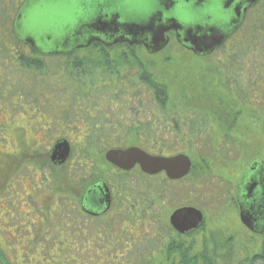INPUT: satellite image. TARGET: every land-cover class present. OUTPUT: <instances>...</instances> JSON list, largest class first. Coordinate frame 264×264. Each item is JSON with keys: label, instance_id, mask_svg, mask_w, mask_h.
Here are the masks:
<instances>
[{"label": "rangeland", "instance_id": "obj_1", "mask_svg": "<svg viewBox=\"0 0 264 264\" xmlns=\"http://www.w3.org/2000/svg\"><path fill=\"white\" fill-rule=\"evenodd\" d=\"M13 3L18 4V0H0L5 15ZM5 31L0 26V50L6 51V56L0 57V249L6 264H169L164 261L169 240H163L166 234L159 236L163 231L156 232L145 224L138 230L141 221L110 224L105 217L92 219L78 210L74 197L83 193L84 186L76 185L75 178L81 173L74 168L83 145L76 134L68 137L63 132L73 127L81 140L90 133V126L78 123L77 117L83 115L76 116L77 110H83L77 107L79 102L71 108L72 123L62 120L58 112L53 114L54 108L48 112L55 104L60 110L71 95V91L62 94L58 86L44 85L60 83L54 75L58 65L49 63L52 68L45 76L30 80L32 74L14 66L18 63L12 44L3 38ZM178 53L172 47L155 60L145 57L144 63L155 64L156 75L168 85L173 110L204 115L211 129L188 150L196 165L195 177L171 186L168 204L159 202L157 206L163 214L153 215L166 216L177 204L200 208L205 212L202 230L183 239L198 248L203 242L216 250L217 245L223 246L220 255L226 257L220 263H235L253 255L262 243L242 224L232 200L234 184L243 169L255 158L264 159V111L253 102L246 104L238 99L223 79L226 69L218 63L233 53L232 49L221 48L204 60ZM94 99L99 96L90 102ZM104 100L101 106L106 104ZM87 107L96 112L97 107ZM61 134L71 142L73 156L69 163L57 166L50 154ZM92 152L97 159L105 151L99 148ZM134 176L132 179L138 181ZM197 177L200 180L192 183ZM127 204L122 212L134 211ZM153 215L144 214V218L149 220ZM0 264H4L2 259Z\"/></svg>", "mask_w": 264, "mask_h": 264}, {"label": "flooded vegetation", "instance_id": "obj_2", "mask_svg": "<svg viewBox=\"0 0 264 264\" xmlns=\"http://www.w3.org/2000/svg\"><path fill=\"white\" fill-rule=\"evenodd\" d=\"M189 1L196 2V0ZM260 1L261 0H259V2L255 6L246 9L242 25L236 31L230 34L225 44L234 34H236L242 28V26L247 20L249 12L253 8H255L260 3ZM166 36L169 38L168 47L164 49L161 53L155 55L150 54L147 48L144 46L142 38L143 36L141 38L128 37L127 35H124L122 33L108 35L107 37H105V39H93L89 43V46L79 47L70 54L55 55L67 56L75 55L77 53H93V51H96L99 53H105L110 55L118 53L120 57L123 56V58L126 54H132L134 55L133 59L135 60H138L139 58L141 59V55L145 54V57H147V59L155 60L158 56H161L163 53H166V51L171 50L172 47H175L176 50L179 51L178 54H187L190 58H194L195 60H204L205 58L210 57L214 53L218 52L225 45L224 44L223 46H221L212 54L203 57L195 54L192 50L188 49L183 43H181L178 37V33L176 31H169L166 33ZM106 69H113V72H109L108 74H102L100 72V77L98 79L99 85H97V88L103 91L104 95L102 99H106V104L104 106H101L103 109L101 111L102 116L104 119H106V121H103L105 122L103 129L106 128L107 130H112L114 131V133L118 134L126 133L127 131H130L132 129V131H136V133L141 135H179V137L177 138L179 141L175 144V148L173 144H165L156 147L159 150H162L161 152L155 151L153 149V145L138 144L133 146H119L109 148L103 153L101 157L99 156V158L97 159L95 157L94 152H91L88 156L84 155L83 153L79 154V156H76L74 169L75 171L78 169V171L81 173V177L77 176L78 179L75 178V183L76 185L80 183L84 186L83 193L79 197H74V201H78V210H80L82 214L89 216L92 219L105 217L108 219V221L110 220V224L114 222L115 225L121 222L127 224L131 223L130 221H134L135 223L141 221V223L143 224L141 228H138V230H143L144 224L149 225L153 227L156 232L163 231V233H161L159 236H161L162 234H166L165 237L162 238L163 240L167 239V242L168 240L172 241V238H175L179 235L182 236V238H189V236H191L192 234L199 233V231L202 230L205 224V212L194 205H190L189 203L177 204L173 210V207H170L172 212L170 210L169 212L165 213L166 216L163 217H156V215L153 214H163L162 212L158 211L157 206L159 202H166V204H168L167 195L169 194L168 190H170L171 186L184 181L186 182V180L190 181V179L195 177L194 173L196 172V165L194 163V160L190 156L191 153H189L190 141L188 135L192 133L195 128H197L198 132L200 131L201 133H203V131H205L207 132V134H209V131L211 129L209 119L205 118L204 115H198L195 112L171 111L169 115L171 117L166 120L162 117L164 115L155 109H152L150 111H142L136 116L126 115L124 113V110L126 106L125 103L127 101L136 102L137 100H141L144 103H156L157 97L155 94V90L153 88H150L148 85L143 84L141 78H139V76H141L142 74L146 75V73L149 76H151V74L157 76L155 64L136 62L131 63L130 65H126L125 63L119 62L109 64L108 67L106 66ZM130 81H132L133 83H131ZM134 83L135 87L133 88ZM152 83H155V85L157 84L163 86L161 83L158 82L157 78H155L154 82ZM87 88L88 92H91L92 90L94 91L95 89L97 90V88H92L91 85H88ZM96 96L97 95L93 97ZM89 98L90 97H88V99ZM106 105L108 106L106 107ZM82 109L85 110L84 107H82ZM197 116H202V118L205 119V126H203V122L201 120L197 119ZM196 121L200 124V126L193 125ZM83 123H85V126H90L89 131L91 133L94 128V126L92 125V121ZM95 128L98 127L95 126ZM75 131L78 130L73 127H68L67 134L73 135V132ZM60 140H67L71 145L69 139H67L66 137L59 136L53 143V147L55 143ZM204 144L206 143H202L201 145L203 146ZM171 146L174 150L170 149ZM53 147L51 148V150L53 149ZM130 147H137L153 157L171 158L177 155H187L192 161L191 170L186 176L178 179H173L169 177L168 173L165 170L160 171L158 173H147L143 170L140 164H136L132 169L126 170L106 160V153L109 150L127 149ZM187 153H189L190 155ZM71 156H73L72 147L70 157L65 164L69 163ZM134 175H136L138 181L132 179L131 176ZM200 178L201 177H197L192 183L199 181ZM253 183L255 184L253 185ZM234 191L235 192L234 199L232 200V207H234L235 210L239 211V217L240 212L242 210V197L246 198V203L250 206H253L255 204L259 207H264L263 158L258 157L253 159L246 166V168L243 169L241 175L234 184ZM165 197L166 199H164ZM127 202V205L130 206L129 208L133 209L135 212H122V207ZM185 208H195L201 211L204 216V221L198 229L187 234H180L171 224V217L175 212ZM153 211H155V213ZM133 213L136 214L133 215ZM144 214L153 215V217H155H151L149 220H146V218H144ZM257 218V222L259 223L255 226L254 230L247 228L241 221V217L240 221L252 235L259 236L262 240L264 238V225L260 224V220L264 221V211L261 213V218ZM259 224L262 226H260Z\"/></svg>", "mask_w": 264, "mask_h": 264}, {"label": "water", "instance_id": "obj_3", "mask_svg": "<svg viewBox=\"0 0 264 264\" xmlns=\"http://www.w3.org/2000/svg\"><path fill=\"white\" fill-rule=\"evenodd\" d=\"M259 0H28L16 21L17 37L40 55L70 54L89 46L93 39L122 33L143 38L150 54H159L169 45L166 33L176 31L188 49L206 57L223 46L243 23L246 9ZM67 140L55 143L50 158L55 165L69 159ZM106 160L130 170L140 164L147 173L165 170L170 178L186 176L192 167L187 155L153 157L137 147L112 149ZM255 183H253L254 185ZM241 198V197H240ZM243 224L254 230L264 207L250 206L241 198ZM203 213L195 208L175 212L171 224L180 234L198 229ZM264 225V221L260 220ZM259 224V225H260ZM260 225V226H262Z\"/></svg>", "mask_w": 264, "mask_h": 264}, {"label": "trees", "instance_id": "obj_4", "mask_svg": "<svg viewBox=\"0 0 264 264\" xmlns=\"http://www.w3.org/2000/svg\"><path fill=\"white\" fill-rule=\"evenodd\" d=\"M27 1L28 0H18V4L13 3L12 5H9L8 15L3 13V5H0V14H2L0 15V26L6 29V31L3 33L5 34V36H3L5 42L8 41L13 46L12 53L16 62L18 63V66H14L29 72L33 75V78L30 80H35L37 78L41 79V77L45 76L49 68H52L50 64L56 63L58 65V70L56 69L58 72L54 75L56 76L55 79H57V81L60 83L56 82V84L52 83V85H44L51 87L53 85L56 87L58 86L57 88L62 94H67L71 91V95H69V98L60 110H57L55 104L48 110V112L54 108L56 111H54L53 114L58 112L61 114L62 120L72 123L74 111L71 110V108H73L76 104H78L77 102H79L77 107L82 108V105L85 104L84 108L86 111L84 109V111H81V109L77 110L76 116L83 112L82 116L77 117L80 120L78 123L83 125L85 123L81 122L92 121L94 124L99 121H106V119L103 118L101 112L103 109L97 108L96 112L94 111L92 114L90 109L87 107L88 105H91L92 108L98 106L102 108L100 103L104 94L102 90L100 91V89L97 88V85H99V78L96 75L97 72L99 71L102 74L113 72V69H106V66L108 67L109 64L113 63L121 62L125 63L126 65L136 62L144 63L145 54L141 55V59L139 58L138 60L133 59L134 55L132 54H126L123 58V56L120 57L118 53L110 55L96 51H93V53H77L75 55L67 56L40 55L30 44L22 42L17 37L15 30L18 15L22 6H24ZM229 44H231V47L227 48ZM1 48L4 49L2 46ZM222 48L232 49L233 51V53H229L225 60L221 58V62L218 63L220 64V68L224 66L226 69L223 70V72H225L223 79L226 80L230 85L231 92L244 103L251 104V102H253L261 106L264 111V0H261L260 3L249 12L245 24L229 39V41ZM3 55L6 56V51L4 52V50H0V57H3ZM52 60L57 61L52 62ZM139 78H141L143 84H146L155 90L157 97L156 103H144L141 100H137L136 102L127 101L125 103L126 106L124 113L126 115L136 116L142 111H150L155 109L164 115L162 116L164 119L168 120L171 117L169 116L170 112H175L177 110H173V108L170 107L172 100L170 99L168 85L166 82L163 79L158 78V76L152 74L149 76L147 73L146 75L142 74L139 76ZM155 78H157L158 82L164 87L152 83L154 82ZM130 82L133 83L132 81ZM88 85H91L94 89L97 88V90L95 89L94 91L92 90L91 92H88ZM134 85L135 83L133 84V88L135 87ZM95 95L99 96V99H94L95 102L91 103L90 100ZM88 97L90 98L88 99ZM252 97H254L253 101L251 100ZM44 118L46 121L50 119L49 115ZM197 119L203 122V126L206 125L204 123L205 119L202 118V116H197ZM52 123L53 120L48 124L51 125ZM193 125L200 126L197 121ZM63 133L69 136L67 132ZM75 134L78 137V142L83 145L82 153L86 156L90 155L93 149L100 148L101 151L102 149L107 151L109 148L119 146H133L138 144L153 145V149L155 151L161 152L162 150H159L156 147L165 144H173L175 148V144L179 141L177 139L179 135H141L136 133V131H132V129L126 133L118 134L114 133L112 130H107L106 128L103 129V126H99L98 128H95L94 126L93 131L88 135H85V137H83L81 140H79L78 131L73 132V135ZM206 136H208L207 132L203 131V133H201L200 131L198 132L197 128H195V130L188 135L190 146L192 147L195 141H201L202 138H205ZM60 137L64 136L61 134ZM27 145L30 146L29 144ZM24 148L27 150L31 149L30 147H26V145ZM33 148L35 149L36 147ZM170 149H173L172 146ZM201 246L203 248H201ZM201 246L198 248L193 242L185 241L182 236L179 235L175 238H172V241H169V243L166 245L164 261L169 264H221V259L223 260L224 257H226L224 254L220 255L223 251V246L217 245V250L204 244V242L201 244ZM0 259H2L4 264L7 263V258L2 249H0ZM258 263L264 264V238L262 239L259 250L253 255L248 256L244 260L229 264Z\"/></svg>", "mask_w": 264, "mask_h": 264}, {"label": "clouds", "instance_id": "obj_5", "mask_svg": "<svg viewBox=\"0 0 264 264\" xmlns=\"http://www.w3.org/2000/svg\"><path fill=\"white\" fill-rule=\"evenodd\" d=\"M161 2H162V0H161Z\"/></svg>", "mask_w": 264, "mask_h": 264}]
</instances>
